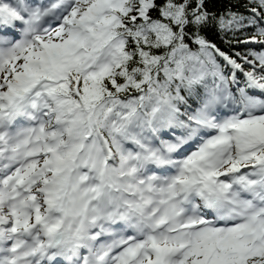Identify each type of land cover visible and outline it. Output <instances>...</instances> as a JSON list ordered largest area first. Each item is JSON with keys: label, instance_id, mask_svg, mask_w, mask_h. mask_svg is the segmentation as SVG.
I'll return each instance as SVG.
<instances>
[{"label": "snow or ice", "instance_id": "obj_1", "mask_svg": "<svg viewBox=\"0 0 264 264\" xmlns=\"http://www.w3.org/2000/svg\"><path fill=\"white\" fill-rule=\"evenodd\" d=\"M0 264H264V0H0Z\"/></svg>", "mask_w": 264, "mask_h": 264}]
</instances>
